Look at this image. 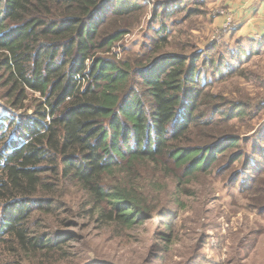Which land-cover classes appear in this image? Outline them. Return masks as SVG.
Here are the masks:
<instances>
[{
	"label": "trees",
	"instance_id": "16d2710c",
	"mask_svg": "<svg viewBox=\"0 0 264 264\" xmlns=\"http://www.w3.org/2000/svg\"><path fill=\"white\" fill-rule=\"evenodd\" d=\"M156 7L165 18L180 10ZM144 8L140 0H0V264L65 259L68 240L38 234L32 221L61 208L74 214L70 189L84 204L76 217L130 230L156 211L146 202L155 180L141 185L138 168L181 184L241 143L226 125L240 110L216 105L200 56L164 53L163 24L143 53H113Z\"/></svg>",
	"mask_w": 264,
	"mask_h": 264
},
{
	"label": "rangeland",
	"instance_id": "374dc122",
	"mask_svg": "<svg viewBox=\"0 0 264 264\" xmlns=\"http://www.w3.org/2000/svg\"><path fill=\"white\" fill-rule=\"evenodd\" d=\"M140 1L144 14L130 20V34L113 53L120 57L123 48L143 53L156 36L155 27L163 24L170 31L164 53L200 56L198 70L216 105L227 115L240 110L226 125L241 143L207 174L181 184L159 169L138 168L134 178L141 185L155 180L156 191L147 194L146 202L156 211L130 230L76 217L84 204L70 189L74 214L61 208L57 218L37 214L32 221L38 234L68 240L62 247L65 259L46 264H264V43L252 46L248 38L224 33L234 16L213 0ZM172 4L179 5V12L167 18L164 10L157 12L156 6L167 10ZM215 18H221L220 24H214Z\"/></svg>",
	"mask_w": 264,
	"mask_h": 264
},
{
	"label": "crops",
	"instance_id": "0c3cea01",
	"mask_svg": "<svg viewBox=\"0 0 264 264\" xmlns=\"http://www.w3.org/2000/svg\"><path fill=\"white\" fill-rule=\"evenodd\" d=\"M213 4L223 6L232 12L236 29L235 38H248L264 43V0H213ZM221 18H215L218 25Z\"/></svg>",
	"mask_w": 264,
	"mask_h": 264
},
{
	"label": "built area",
	"instance_id": "2783aa9c",
	"mask_svg": "<svg viewBox=\"0 0 264 264\" xmlns=\"http://www.w3.org/2000/svg\"><path fill=\"white\" fill-rule=\"evenodd\" d=\"M224 13H221V15H223ZM223 27H232V28H230V29H225L223 32L224 33H226V34H233L234 33V31H235V29H236V24L235 23H233V21H232V23L229 21L226 25H224Z\"/></svg>",
	"mask_w": 264,
	"mask_h": 264
}]
</instances>
